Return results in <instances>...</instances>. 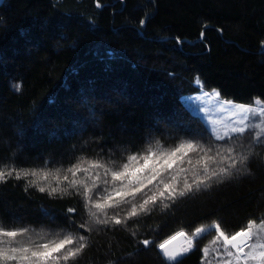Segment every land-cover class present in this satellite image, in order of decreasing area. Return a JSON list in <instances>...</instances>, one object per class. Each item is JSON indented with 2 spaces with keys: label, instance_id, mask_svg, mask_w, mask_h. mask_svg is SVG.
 I'll return each instance as SVG.
<instances>
[{
  "label": "trees",
  "instance_id": "1",
  "mask_svg": "<svg viewBox=\"0 0 264 264\" xmlns=\"http://www.w3.org/2000/svg\"><path fill=\"white\" fill-rule=\"evenodd\" d=\"M262 42L264 0H3L0 172L13 174L0 182V228L28 229L16 246L74 232L65 216L81 198L49 197L17 172L62 176L97 154L112 169L129 149L166 151L188 140L207 147L211 138L223 151L180 97L204 88L239 103L264 101ZM249 132L231 144L247 157L243 164L139 223L97 225L81 201L77 223L89 220L92 231L68 264H172L159 245L181 231L193 237L196 228L209 230L180 258L204 264L214 224L234 235L264 221V142ZM185 178L192 179L182 173L179 187Z\"/></svg>",
  "mask_w": 264,
  "mask_h": 264
},
{
  "label": "snow or ice",
  "instance_id": "2",
  "mask_svg": "<svg viewBox=\"0 0 264 264\" xmlns=\"http://www.w3.org/2000/svg\"><path fill=\"white\" fill-rule=\"evenodd\" d=\"M144 21H141L143 24ZM203 36V33H201ZM179 42V40H178ZM264 43V42H262ZM19 91V85L16 86ZM241 111H247L244 105H237ZM252 127L242 119L238 126H232L224 133L216 134V141H223L227 147L221 151L212 143L211 138L207 141V147L200 142L188 140L181 142L178 146L162 151L148 148L141 154L129 149L126 162L120 157V165L110 169L106 162H101L104 157L97 154L98 160H80L66 169L62 176L58 172L49 171H23L17 172V180L27 177L34 179L29 186L37 187L40 193H46L49 197L73 196L80 197L76 204L67 208L65 219L71 223L68 225L74 232L64 235L62 238L47 240L46 242L19 243L16 238L23 237L28 229L3 230L0 228V264H68L69 261L78 257L87 247L88 237L84 234L91 232L89 220L82 219L77 223L76 216L79 214L81 201L87 208L89 219L97 225H128L129 221L139 223L137 219L141 215H148L160 204L168 208L180 197H185L194 191H200L202 187L210 184L221 176L231 173L238 165L247 159L239 153L231 144L239 139H246L245 133ZM255 127H259L256 125ZM203 140V137L200 138ZM257 141L264 142V136L257 135ZM190 154H196V158ZM108 157V160H111ZM189 165L184 167L183 165ZM215 166V167H214ZM103 170V175L101 171ZM191 175L192 179L183 180L182 187L178 186L181 174ZM13 172H0V182H4L6 176H12ZM78 174H84L85 179H80ZM110 177V179H109ZM50 178L54 179L55 186L48 184ZM43 182V186H41ZM123 213V215H121ZM43 215L49 217V222H54L55 217L46 210ZM253 224L249 223L245 230L236 231L234 235H227L221 230L219 224L213 228L217 240L213 243L222 242L221 256L225 257L223 264H264V243L248 244L252 239ZM204 229L196 228L193 237L204 233ZM211 234V233H208ZM183 231L177 232L171 239L165 240L159 245L161 252L172 264H183L181 253L169 252V245L178 237H184ZM203 239L204 236H199ZM189 240V243H192ZM145 247L151 241H142ZM248 251H245V248ZM186 251V250H185Z\"/></svg>",
  "mask_w": 264,
  "mask_h": 264
},
{
  "label": "rangeland",
  "instance_id": "3",
  "mask_svg": "<svg viewBox=\"0 0 264 264\" xmlns=\"http://www.w3.org/2000/svg\"><path fill=\"white\" fill-rule=\"evenodd\" d=\"M2 1L3 0H0V3ZM180 99L193 114L199 116L207 130L214 137L216 134L222 135L224 131L234 125L238 126L242 119H245L247 125L252 126L249 130L255 132L256 136H264V101L260 99H254V102L252 103H239L230 99L222 98L217 90H206L204 88H201L193 94L182 95ZM237 105H244L248 110L241 111ZM256 125H259V127H255ZM252 224L254 225L252 229L253 235L252 239L248 241V244L264 243V221ZM204 230L205 233L209 229ZM204 233L198 234L196 237H199ZM195 238L185 235L183 239L185 241L180 251L182 253L190 251L188 249L189 244L192 248L193 242L189 243V240L194 241ZM177 239L180 241L182 237H178ZM215 240H217L216 236H214V240L210 241L209 246L206 248L205 255L207 258H205L204 264H223L224 259H226L221 256V252L223 251L221 247L222 242L213 243ZM174 241H172V243ZM248 250L249 249L246 247L245 251ZM212 251L213 253L211 255Z\"/></svg>",
  "mask_w": 264,
  "mask_h": 264
},
{
  "label": "crops",
  "instance_id": "4",
  "mask_svg": "<svg viewBox=\"0 0 264 264\" xmlns=\"http://www.w3.org/2000/svg\"><path fill=\"white\" fill-rule=\"evenodd\" d=\"M183 239H184V237H182ZM183 239H181L180 241H179V243H177V244H180V245H175V246H173V247H171V245H169V252L170 253H174V252H179V253H181V254H185L184 252L182 253L180 250L182 249V246H183V243H184V241L185 240H183ZM188 248V247H187ZM186 248V249H187ZM190 248H191V245L189 244V250H190ZM187 249V250H188ZM160 252H161V250H160ZM188 252V251H187ZM186 252V253H187ZM161 254L163 255V257L167 260V261H169L168 260V258L167 257H165L164 256V254L161 252ZM182 256V255H181ZM215 260V259H214ZM170 262V261H169Z\"/></svg>",
  "mask_w": 264,
  "mask_h": 264
},
{
  "label": "bare ground",
  "instance_id": "5",
  "mask_svg": "<svg viewBox=\"0 0 264 264\" xmlns=\"http://www.w3.org/2000/svg\"><path fill=\"white\" fill-rule=\"evenodd\" d=\"M183 239V238H182ZM179 243V239L175 240L173 243H171V247L175 246V245H180V244H177Z\"/></svg>",
  "mask_w": 264,
  "mask_h": 264
}]
</instances>
